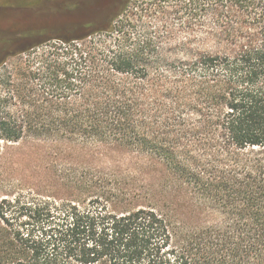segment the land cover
Here are the masks:
<instances>
[{"label":"trees","instance_id":"obj_1","mask_svg":"<svg viewBox=\"0 0 264 264\" xmlns=\"http://www.w3.org/2000/svg\"><path fill=\"white\" fill-rule=\"evenodd\" d=\"M153 1L0 41V264H264V12Z\"/></svg>","mask_w":264,"mask_h":264},{"label":"rangeland","instance_id":"obj_2","mask_svg":"<svg viewBox=\"0 0 264 264\" xmlns=\"http://www.w3.org/2000/svg\"><path fill=\"white\" fill-rule=\"evenodd\" d=\"M151 1L153 0H0V5L14 4L15 7H19L12 11L0 10V40L7 39L11 41L13 46L24 47L26 40L32 38L35 40L37 34H34L35 36H31L33 35L31 34L30 37L28 35L31 32L37 33L38 26H42L43 31L48 32V38L58 37L53 32L73 23L94 22L98 24L97 29H104V24L110 20V17L117 16L123 10L125 13L135 12L141 6L153 4L154 1L149 3ZM165 1L174 5L181 0ZM186 1L190 4L187 6L186 13L185 5H183L179 13L171 16V20L168 23V28L173 33V37L169 40L172 47L176 45L185 46V23L189 31H194L193 33L196 35L197 40L201 32L219 25L216 18L211 15L215 10L213 4L195 0L197 2L195 8L192 3L193 0ZM255 4H259L256 9L258 13L264 12V0H257ZM194 8L195 10H193ZM234 10L242 12L245 8L239 6L238 8L234 7ZM251 10L252 6L249 8V11ZM115 23L113 24L115 25ZM62 28L59 36L67 39L79 36L80 32L83 31V28H80L72 35L69 34V28ZM41 42L43 40L39 41V43ZM170 57L183 58L185 56L183 54H171ZM31 151L24 144L10 146V152L15 160L31 155Z\"/></svg>","mask_w":264,"mask_h":264},{"label":"flooded vegetation","instance_id":"obj_3","mask_svg":"<svg viewBox=\"0 0 264 264\" xmlns=\"http://www.w3.org/2000/svg\"><path fill=\"white\" fill-rule=\"evenodd\" d=\"M19 7H15V5L14 4H10V5H0V10H5V11H7V10H16V9H18ZM43 30V27L41 26H38V31L40 32V31H42ZM43 37V34H40V36H38V38L40 39V38H42ZM3 41L5 40H7V39H2ZM1 41V40H0ZM35 43V40L34 39H32V40H26L25 41V43H24V46H30V45H33Z\"/></svg>","mask_w":264,"mask_h":264}]
</instances>
